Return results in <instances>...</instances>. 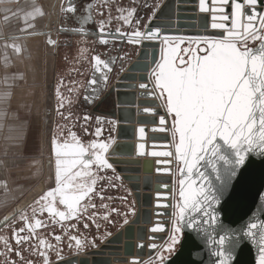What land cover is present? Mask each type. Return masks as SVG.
I'll list each match as a JSON object with an SVG mask.
<instances>
[{"label":"snow or ice","instance_id":"snow-or-ice-1","mask_svg":"<svg viewBox=\"0 0 264 264\" xmlns=\"http://www.w3.org/2000/svg\"><path fill=\"white\" fill-rule=\"evenodd\" d=\"M15 2V11H4L17 18L19 35H0V67L4 69L0 128L8 121L16 122L9 127L8 139L12 147L20 148L27 139L26 126L12 101L14 89L26 80V74L10 71L12 56L23 59L26 49L18 43L21 39L46 36L45 43L53 49L59 41L39 30L40 21L50 15L41 0ZM179 2L191 7L176 12L191 15H169L165 17L168 23L154 25L167 0H59L56 31L79 41L73 71L84 75L86 68L91 75L82 83L70 80L65 84L63 79L57 83L59 119L51 137L47 131L44 134L48 183L31 203L13 208L0 219V264H79L76 256L99 247L112 235L107 228L99 233L100 220L120 228L134 223L130 219L136 216L135 201L129 200L131 190L119 197L121 206L104 203L105 199L114 201L105 197L104 190L105 185L117 190L123 187L125 177L117 171V162L138 163L142 157L156 158L157 174L175 177L172 195L157 191L155 205L172 209L171 226L163 244L147 245V260L132 256L121 264H176L174 257L185 249L183 264H244L246 249L255 250L254 264H264V218L249 209L239 223L226 224L222 219V214L227 218L245 203L257 179L264 187V169L259 177L254 169V160L264 162V0ZM3 19L8 23L11 17L4 15ZM182 20L196 21L202 30L195 34L163 31L194 26L181 24ZM117 45H129L133 51L158 45L159 52L151 57L144 54L146 63L138 67L130 64L127 50L120 54ZM96 46L104 51L97 52ZM137 72L144 73L138 81ZM124 81H137L131 90L136 92V114L141 119L135 130V159L127 153L129 160L114 161L113 156L124 155L115 151L113 133L119 121L97 116L92 128L93 117L88 113L77 116L73 108L82 93L85 104L104 103ZM149 132L170 137L167 150H149L150 139L152 148L157 147V138ZM37 163L39 174L45 165L34 160L32 166ZM172 164L175 169L160 167ZM0 166L7 164L0 162ZM163 187L168 188L166 182ZM0 188L8 189L7 178H0ZM97 198L103 214L95 210ZM161 198L173 202L160 203ZM258 199L264 201V192H258ZM89 221L98 233L91 239L79 227L89 229ZM165 230L158 222L149 232ZM154 239L148 236L149 241ZM136 247L142 251L145 244Z\"/></svg>","mask_w":264,"mask_h":264},{"label":"water","instance_id":"water-1","mask_svg":"<svg viewBox=\"0 0 264 264\" xmlns=\"http://www.w3.org/2000/svg\"><path fill=\"white\" fill-rule=\"evenodd\" d=\"M84 1V0H83ZM79 2H82V0H79ZM178 4V6H176ZM182 4H188V3H180L179 0H167V7L163 9V12L161 13L160 19L154 21V25H163L168 23V21L165 19V17L169 15H174L178 14L180 16H189L191 14H185L184 11H180L179 13H176L177 8H189L187 6H184ZM145 15V12L144 14ZM142 15V16H143ZM175 23V21H173ZM181 24H192L194 25L191 28H181L179 30L172 28V29H163L165 32H177L179 31L180 33H188V34H195L197 31H201L202 29L199 27L196 21H181ZM204 21L201 20L199 24H203ZM72 38H74L72 36ZM75 39V38H74ZM73 44V43H72ZM71 44V45H72ZM79 44V41L75 39L74 41V46L76 47ZM117 48L121 49V53L123 54V50H127L130 53V64L137 65L138 67H143L144 63L146 61L143 59L144 54H148L149 57L151 55L155 54L158 56L159 52V47L158 45L153 47H149L146 49H138L133 51L132 47L129 45H117ZM95 50L97 52H103L104 49L101 46H96ZM113 55H116V52L113 51ZM79 67V66H78ZM84 75H79L75 71H70L69 73L71 76L70 80H75L77 83H82L86 82V78H88L91 73L86 70H84ZM144 73L137 72L134 73L137 77V81L139 80V77L143 75ZM113 79L112 83L115 85L117 84V79L115 77V73L112 74ZM137 81H124V82H132L131 84H124L121 82L119 86L111 92V95L108 96V98L104 101V103H97L94 105H88L85 104L83 101V93L81 94V99L80 102L77 105L83 104V107L86 108V111L84 113L90 114L93 119L91 122V127H95V118L97 116H104L109 119L115 118L119 121V124L124 123V122H129V123H134L136 122L138 124V120L141 119V117H136V109L130 108V109H125V108H116V106H134L136 104V93L134 92H121V91H116V90H122V89H131V85ZM68 81L65 82L67 84ZM65 92V95H68L67 91L63 89ZM107 95V94H106ZM138 103V102H137ZM158 119V118H157ZM139 125V124H138ZM137 127H126V126H121L118 125L117 130L113 133V136L116 137V140H123V139H129L133 140V138L136 139V130ZM161 134V135H157ZM151 133L149 132L150 137H156L157 140L156 142H161V143H156L157 147L155 149L152 148L153 141L150 139L148 141V148L149 150H167L166 145L170 142V137H167L165 133ZM135 145L136 143H130V145H122L121 142H116L115 145V151L119 153H124L126 155L127 153L135 154ZM158 148H163V149H158ZM123 156V155H120ZM115 157V156H113ZM112 159L114 161H124L122 159ZM119 157V156H118ZM152 158V157H148ZM140 161L138 163H119L117 162L116 167L117 171L120 172L124 177V183L123 187H121V190L123 192V195H126V189L131 190L132 195L129 197V200L135 201V208H136V216L135 217H130V219L134 220V223H131L130 225L126 226L125 228H120V227H113L109 225L108 231L112 233L110 237H108L107 241L103 244H100L99 247L97 248H89L86 253H82L79 256H76L75 259L79 262V264H121V261L127 260L126 257H132V256H139L141 260H147L148 253L150 249L147 247L148 244L150 243H156L157 245H161L164 243V241L167 239L168 236V229H170V214L172 209L171 208H160V209H165L164 211L161 210H154L153 212L150 211L149 209H141V208H156V202L152 203V199L156 200L157 196V191H159L161 194H167L169 197L172 195V189L174 187L173 181L175 177L168 175L164 172H161L160 174H157L156 168L157 165L154 162L148 161L147 163L145 162L143 164L144 169L146 170H151L149 173H153L157 175V177H145L142 179V185H139L138 182L140 181V178L138 176H127L124 174H138L139 169L137 167H124V166H139ZM155 167V169L153 168ZM161 168H167V167H172L173 169L176 168L175 164L172 165H160ZM254 169L257 177H259V173L262 169H264V162H261L260 160H254ZM110 175V173H109ZM178 175V173H177ZM163 182H166L168 185V188L165 189L163 187ZM119 184V182H117ZM140 188H143L144 190L147 189L148 191L153 190L156 194L154 195H148V194H139L138 192L140 191ZM36 192L32 191L26 199H24L22 202H20L16 207H23L27 205L28 203H31L33 198L36 196L34 195ZM258 192H264V187H260L259 184V179H257L255 186L253 187L251 193L247 197L245 203L238 205L234 208V211L227 217L225 218L224 215L222 214V219L224 220V223L229 224V223H239L240 218L244 216L246 212L251 209L252 213L258 217V218H264V201H260L258 199ZM161 200H164L161 198ZM173 201L169 199L168 201H162L160 203H172ZM121 206V204H120ZM160 212L162 215L157 216L156 213ZM7 213L6 215L10 214ZM164 213H167V215H164ZM152 215L154 217H160V219H153L152 220ZM118 219V218H117ZM153 222V224H152ZM160 223L162 227H164L166 230L164 232H159V233H150L149 229L153 226H155L157 223ZM142 225H150L148 228L146 227H135V225L138 224ZM150 233L155 239L153 241L148 240V236L146 235ZM189 239H191L190 234H186ZM134 239H136L137 242H134ZM123 240L125 242H123ZM149 241V243H144L145 241ZM143 242L145 244V248L140 251L137 249L136 245L138 243ZM122 245V247H121ZM106 251H108L107 256H114L113 260L110 258H104V257H98V256H105ZM123 252L122 255L120 252ZM254 256H255V250H247L246 249V255L244 258V264H254ZM66 258H69V256H66ZM145 258V259H142ZM187 258V250H183L182 253L180 254L179 257H174V260L176 264H183V262ZM207 260V257H205V261Z\"/></svg>","mask_w":264,"mask_h":264},{"label":"crops","instance_id":"crops-1","mask_svg":"<svg viewBox=\"0 0 264 264\" xmlns=\"http://www.w3.org/2000/svg\"><path fill=\"white\" fill-rule=\"evenodd\" d=\"M51 1V3H50ZM41 2L45 6V10L50 13L48 17H45L44 20L40 21L39 30L45 32L46 34H50L53 39L59 41V46L55 49L49 47L46 43V36H33L31 38H25L24 40L28 41V89L25 90V94L28 95L26 99L18 98V100L15 102L14 109L17 110L18 108L23 109L22 107H28V128H27V138L25 141V149L28 148L29 151H33L34 147L36 149L40 150L38 155L34 156L35 161L42 162L45 166L40 169L39 174L37 173V168H40V164L37 163L36 167L32 170V173L30 175H34V178H31V185L28 186V194L31 190L35 189L38 185H41L45 182H48L47 179V166L46 162L48 160V153L47 149L44 147V134L47 131V135L49 138L51 137V129L54 128V125L57 122V113H56V107H57V101L55 96V89L57 86V83L60 79H63L64 82L70 81L71 74L69 73L71 71L73 61L72 58L76 56L77 50L76 47L73 45L75 39L72 38V36L68 34H58L56 29L59 27V17L57 15L58 13V6H59V0H41ZM21 3H23V0H21ZM56 3V4H55ZM187 7H191L190 4H182ZM178 6V4H176ZM5 9H11L15 11L17 9V4L15 0H5L4 3H0V35H13L18 33V20L16 17L11 16V12H5ZM177 13V12H176ZM185 14H191L190 12H185ZM4 15H9L11 17L10 22L6 23L3 19ZM2 42V40H0ZM73 43V44H72ZM72 44V45H71ZM70 75V76H69ZM124 84H131L132 82H123ZM136 83V82H135ZM134 84V83H133ZM63 90V89H62ZM121 92H134L131 89H122V90H116ZM136 93V92H134ZM136 99V104H137ZM136 104L134 106H116V108H125L130 109L134 108L136 109ZM79 113V112H78ZM136 117L138 115L136 114ZM16 122L8 121L3 127L12 126ZM121 126L126 127H139L136 122L129 123L124 122L119 124ZM151 127V125H149ZM2 128H0V134H1ZM157 134V133H156ZM161 135V134H157ZM116 142H121L122 145H130V143H136V139L133 138V140L129 139H123V140H116ZM161 143V142H156ZM163 149V148H158ZM29 157V156H28ZM114 159H122V160H129L128 155L123 156H115ZM33 159V158H32ZM131 159H135V154L133 152ZM156 158H148V157H142L139 158L140 165L139 166H124V167H137L139 169L138 174H124L127 176H138L140 178V181L138 182L139 185H142V179L145 177H157V175L151 172V170H145L143 167V164L148 161L154 162ZM165 159V158H161ZM33 161L31 160V165H33ZM1 168V167H0ZM155 169V167H153ZM28 170V171H29ZM1 175V170H0ZM33 181V182H32ZM47 185V184H45ZM44 185V186H45ZM38 189V188H37ZM36 189V191H37ZM139 194H148V195H154L156 194L153 190L148 191L147 189L140 188ZM164 200H160L162 202ZM157 202L156 200L152 199V203ZM18 201L13 205L15 207L17 205ZM141 209H149L150 211L154 210H161L164 211L165 209H157V208H141ZM7 212V211H6ZM0 214V219L6 214ZM160 219V217H154L152 215L153 219ZM153 224V222H152ZM150 225H142L141 223L138 225H135V227H146L148 228ZM151 235L147 232L146 234ZM154 235V233H153ZM123 242H125L123 240ZM134 242H137L136 239H134ZM144 243H149V241H145ZM122 247V245H121ZM105 256H98V257H104V258H110L113 260L114 256H107L108 251L105 252ZM122 255V251L120 252ZM126 259H130V257H126ZM145 259V258H142Z\"/></svg>","mask_w":264,"mask_h":264},{"label":"rangeland","instance_id":"rangeland-1","mask_svg":"<svg viewBox=\"0 0 264 264\" xmlns=\"http://www.w3.org/2000/svg\"><path fill=\"white\" fill-rule=\"evenodd\" d=\"M3 36H8L1 34ZM2 43V42H0ZM18 43L25 46V52L23 59H17L12 56V62L14 67L10 69L11 72H22L26 74V80L20 81L18 86L14 89V97L12 101V106L14 109L15 102L18 98L26 99L28 95L25 94V90L28 89V41L21 39ZM4 75L3 67H0V77ZM18 108V112L21 120L26 126V131L28 128V107ZM15 110V109H14ZM13 126V125H12ZM9 127H2L0 134V162L6 163L7 167L0 166L1 175L0 178L8 179V189L5 190L0 188V214H6L13 210V205L18 201L17 205L22 202L26 197L35 191L37 187L28 192V186L31 185V178L35 177L30 175L33 169L31 166V160H35L34 156L38 155L40 150L34 147V150L28 152V148L25 149V142L22 147L15 148L12 147V141L8 139L11 135L9 132ZM28 139V138H27ZM39 151V152H38ZM29 156V157H28ZM33 158V159H32ZM29 170V171H28ZM33 182V181H32ZM5 214V215H6Z\"/></svg>","mask_w":264,"mask_h":264},{"label":"flooded vegetation","instance_id":"flooded-vegetation-1","mask_svg":"<svg viewBox=\"0 0 264 264\" xmlns=\"http://www.w3.org/2000/svg\"><path fill=\"white\" fill-rule=\"evenodd\" d=\"M83 2L84 1L82 0V2H80V3H83ZM128 2H129V0H125V3H128ZM144 12H145V10H141V15H143ZM78 66L79 65H76V67H78ZM71 71H73V65H72ZM85 111H86V108L83 107V104H81V106L76 104L75 107L73 108V112L77 116L78 115L79 116H82ZM58 119L59 118H57V121H58ZM54 127H55V125H54ZM77 131H80L79 128H77ZM46 173H47V179H48V168H47V172ZM47 183L48 182H45L44 185L47 184ZM44 185L43 184L38 185L37 186L38 189H37V191L35 192L34 195H37L39 193L40 189L42 187H45L46 186V185L45 186ZM104 195H105V197L111 196V197L114 198V201H109V200L105 199L104 203L110 204L111 206H120L121 202L119 200V197L120 196H123V192H122L121 188H119V190H117L115 188L107 187V185H105ZM95 203L98 205L97 209H95V210L98 211V212H100L101 214H103L104 209L99 207V205L101 204V201L97 198L95 200ZM99 222L101 224V228L99 230V233H103L106 230V228L108 229L109 225H106V223L103 220H100ZM89 223L91 225V221H89ZM17 226H19V225H17ZM79 227H80L81 232L86 233L89 239H91L94 235H97L98 234L97 233V229H96V227L94 225H91L90 228L87 229V230L83 229V225L82 224H80ZM44 231H47V230H44ZM55 231H56L57 234H60V230H59L58 227L55 229ZM5 234H7V231L6 230H5ZM65 256H69V251H68L67 248H65Z\"/></svg>","mask_w":264,"mask_h":264},{"label":"bare ground","instance_id":"bare-ground-1","mask_svg":"<svg viewBox=\"0 0 264 264\" xmlns=\"http://www.w3.org/2000/svg\"><path fill=\"white\" fill-rule=\"evenodd\" d=\"M50 3H51V1H50ZM56 4V3H55Z\"/></svg>","mask_w":264,"mask_h":264},{"label":"trees","instance_id":"trees-1","mask_svg":"<svg viewBox=\"0 0 264 264\" xmlns=\"http://www.w3.org/2000/svg\"><path fill=\"white\" fill-rule=\"evenodd\" d=\"M79 116V115H78Z\"/></svg>","mask_w":264,"mask_h":264}]
</instances>
